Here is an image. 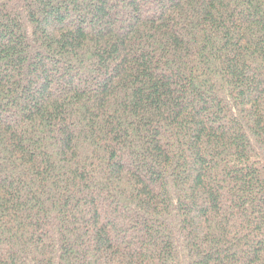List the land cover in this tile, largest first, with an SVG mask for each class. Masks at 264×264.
Instances as JSON below:
<instances>
[{
    "label": "trees",
    "instance_id": "trees-1",
    "mask_svg": "<svg viewBox=\"0 0 264 264\" xmlns=\"http://www.w3.org/2000/svg\"><path fill=\"white\" fill-rule=\"evenodd\" d=\"M0 264H264V0H0Z\"/></svg>",
    "mask_w": 264,
    "mask_h": 264
}]
</instances>
